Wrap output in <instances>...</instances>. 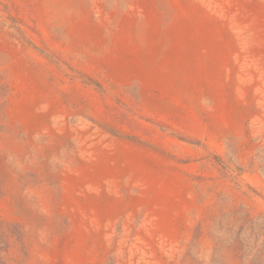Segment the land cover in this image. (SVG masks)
I'll list each match as a JSON object with an SVG mask.
<instances>
[{
    "label": "rangeland",
    "instance_id": "1",
    "mask_svg": "<svg viewBox=\"0 0 264 264\" xmlns=\"http://www.w3.org/2000/svg\"><path fill=\"white\" fill-rule=\"evenodd\" d=\"M0 264H264V0H0Z\"/></svg>",
    "mask_w": 264,
    "mask_h": 264
}]
</instances>
